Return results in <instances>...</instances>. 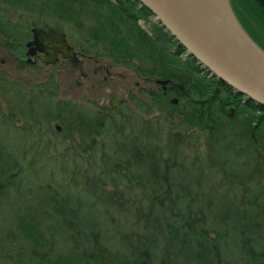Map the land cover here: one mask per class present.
I'll return each mask as SVG.
<instances>
[{
  "label": "rangeland",
  "instance_id": "rangeland-1",
  "mask_svg": "<svg viewBox=\"0 0 264 264\" xmlns=\"http://www.w3.org/2000/svg\"><path fill=\"white\" fill-rule=\"evenodd\" d=\"M229 2L245 31L249 29L264 40V15L253 0ZM107 16L113 15L107 12ZM87 17L82 25L90 28L100 16ZM0 18L12 21L14 32L26 33L34 26L60 28L77 50L92 51L87 38H83L87 36V30L54 17L0 4ZM122 25L121 35L130 43V55H142L144 51L131 29L127 23ZM99 48H93L94 54L106 52ZM120 56H125L126 62L118 65L120 77L112 88L113 95L123 99L124 105L106 115L90 101L95 100V96L77 87L74 75L67 80L63 63L41 67L36 74L38 84L32 81L31 75L22 77L25 79L26 102L23 104L17 90L21 88L20 75L12 72L13 66H6L0 75V149L5 151L7 158L0 171L9 174L0 177V182L4 181V189L0 191L1 254L14 255L19 250H26L25 244L17 240L8 245L7 234L29 208L35 207L39 199L46 196L48 188L56 189L63 197L70 196L74 202L81 200L85 207L94 205L92 211L99 222L102 241L115 249L128 233L149 234L156 226L164 227L173 221L177 215L173 208L176 195L181 197L179 211L186 215L189 208L193 212L202 206L213 208V202L221 205L234 195L241 201L243 213L253 209L248 200L252 194L264 200V148L257 143L254 130L246 126L247 115L241 117L239 114L236 124L232 125L233 139L227 140L219 133V128L229 129L231 125L218 113L217 118L203 123V128L190 124L189 116L198 111H189L197 104L181 103L165 114L158 110V100L152 102L139 93V99L129 101L128 90L139 79L131 76L128 55ZM152 59H155L153 55ZM168 61L172 70L183 74L178 67L182 63L180 60L167 57ZM52 78L56 79L55 85L51 84ZM3 81L7 86L1 85ZM151 85L156 89L153 82ZM32 94H35L34 100ZM193 98L198 97L192 95L186 102L195 103ZM70 103V112H64V107ZM130 140L142 146L145 143L149 150L159 149L162 161L172 165L167 177L171 181L170 200L161 201L165 196L163 192L159 193L160 200L155 199L146 169L136 168L130 154L122 148L123 143ZM168 186L161 184L165 189ZM257 212L263 215L260 221L264 230V208H257ZM212 213L207 223L216 219L218 212ZM59 236L52 260L73 247L63 234ZM230 258L231 264H237L233 253Z\"/></svg>",
  "mask_w": 264,
  "mask_h": 264
},
{
  "label": "trees",
  "instance_id": "trees-1",
  "mask_svg": "<svg viewBox=\"0 0 264 264\" xmlns=\"http://www.w3.org/2000/svg\"><path fill=\"white\" fill-rule=\"evenodd\" d=\"M253 2L264 15V0ZM0 4L22 12L54 17L78 29L83 28L88 31L83 38H87L90 48L110 46L117 48L119 54L129 55L130 43L121 35L122 24L126 23L139 46L160 45L152 40L153 36L150 37L149 33L152 31L145 32L139 25L141 20H147L153 14L138 0H0ZM104 11L111 12L113 16H107ZM91 15L102 19L98 17L95 25L86 28L82 21ZM11 22L0 18V31L7 32L9 40L15 38L14 34L17 32H14ZM247 32L264 50V40L249 29ZM167 34L164 45L172 48L170 41H176L180 45L169 32ZM149 38L151 45L147 42ZM164 55L166 59L172 57L170 53ZM180 63L178 67L183 74L172 70L168 61L169 67L162 73L158 72L157 76L180 82L185 93L198 97L193 99L201 104L193 106L192 111H189H198V114L189 116L190 124L202 127L203 123L207 124L212 118H217L216 113L224 121L226 112L237 107L239 114L247 115L246 126L252 130L255 128L256 133L253 131V134H256V141L264 148V107L253 101L243 105L241 99L238 104L232 102L234 98L245 96L235 93L217 78L208 79L209 72L201 74L202 71L194 68L188 60H180ZM166 107L168 111L173 109L170 104ZM233 131L232 125L229 129L219 128V133L227 140L233 139ZM142 144L143 146L130 140L123 143L122 148L130 154L136 168L146 169L153 196L158 201L159 193L163 192L165 196L161 201L165 203L171 199V181L167 177L172 165L162 161L159 149L149 150L145 143ZM6 159L5 151L0 149V169L4 168ZM3 175L7 177L9 174L2 170L0 177ZM3 183L4 181L0 182V191L4 189ZM163 183L169 186L162 188ZM45 195L35 207L29 208L27 214L7 234L8 245H13L17 240L20 244H25L26 250H19L14 255L5 254L6 256L0 253V264H231L230 253L237 257V264H264V230L260 221L263 215L257 212V208H264V200L256 194L248 198L251 206L257 205L249 213H243L241 201L234 195L224 204L213 202V208L202 206L197 212L189 208L187 215L179 211L181 197L176 195L173 208H176L177 215L173 221L167 222L164 227L156 226L149 234L128 233L117 249L108 247L102 241L99 222L92 211L94 205L85 207L81 200L74 202L70 196L63 197L56 189L48 188ZM213 211L218 212L217 217L212 223H207L208 216L213 215ZM60 233L73 247L58 259L52 260L55 241Z\"/></svg>",
  "mask_w": 264,
  "mask_h": 264
},
{
  "label": "flooded vegetation",
  "instance_id": "flooded-vegetation-1",
  "mask_svg": "<svg viewBox=\"0 0 264 264\" xmlns=\"http://www.w3.org/2000/svg\"><path fill=\"white\" fill-rule=\"evenodd\" d=\"M145 20H141L143 23H139V25L145 32L152 31L149 33L150 37L153 36L152 40L156 43H159L160 45L158 46L157 44L152 46L151 40L149 38L147 42L151 45V47L139 46L144 51L142 55L138 56L136 53L130 55L129 51L128 69L131 68V76L133 78H138L139 81L134 82V85L128 90V100L132 101L136 98L139 99L137 97L138 93L143 97H147L152 102L153 100H158V104L156 106L159 108L158 110H160V112L165 114L167 113V104H170L173 107L181 106V103L184 105L198 104L199 101H196L195 103L193 101H189V103L186 102V100L190 99L192 96L185 93L186 90L180 82H175L171 79H164L161 75L157 76V74L158 72L162 73L166 70L167 62L164 55L165 53H170L173 58L180 59L181 61L188 60L189 64L193 65L194 68H199L198 71L201 70V74L203 75H206L209 71L203 67L200 68V64L197 61L195 62V59L192 58V56L187 55L186 49L184 47L182 48L181 45L176 44V41H170L172 48H169L163 44V42L168 38V32L167 30L163 29L161 24L155 20L154 15L147 17V20ZM34 28H41L46 32L49 29L57 30L51 27L34 26L29 28L26 33L17 31L14 34L16 37L11 40L8 39L10 35L7 32L3 33L0 31V42L2 43V49L0 50V75L3 74L5 67L8 65L10 67L13 66V69L11 68L12 72L16 71V74L20 75L19 80L21 81L19 82V85L21 88L18 87L19 89L17 88V90L20 92L19 101H21L22 104L26 103L24 100L25 93L23 92V83L25 79L22 77L24 75H31L32 79H34L32 81L38 84L36 74L41 67H55L56 65L63 63L65 65L64 75L68 77V79H66L69 81L72 75H74V80H76L75 84L77 87L79 89H84V91L90 92L92 96L96 97L95 100L93 99L90 101L95 102V105H97L100 112L106 115L118 110L124 105L123 99L121 100L118 96L113 95L114 90L112 88L120 77V67L118 65L123 64L121 62H126L124 59L125 56H120L117 48L106 46L104 49V46H101V48H98H103L106 51L101 55L94 54L95 51L93 48H89L92 49V51L90 53H86L81 51L82 49L77 50V48L71 44L67 35L64 33L66 35L67 42L72 47L73 52H75L77 56V60L75 61L72 58H64L62 55H59V60L55 65H46L41 59L45 56V54L39 51L35 52V54H31V51L35 48V45L31 47L28 46L29 43H32L35 40L33 33ZM57 31L62 32L60 30ZM161 34H163V36H161ZM182 51H185V53H182ZM152 55L155 58L154 61H152ZM162 63H165V66H162ZM213 78L214 77L211 76V74L208 76V79L210 80ZM50 80L52 82L51 84L55 85L56 79L52 78ZM165 80H169L170 82L166 85L159 84L160 81ZM152 82L156 85V89L152 87ZM1 85L7 86L4 81ZM34 95L35 94H32L33 100ZM240 99L242 100L241 104L243 105L251 103L246 97L234 98L232 102L238 104ZM68 106L66 105L64 107V112H70L69 109L71 108V103ZM241 115L242 114H240V116ZM238 116L239 108L232 107L229 109L228 115L224 120L229 122L230 125H235ZM58 129L60 132V127H58ZM253 130L255 132V128ZM255 206L257 205H253L251 208Z\"/></svg>",
  "mask_w": 264,
  "mask_h": 264
},
{
  "label": "water",
  "instance_id": "water-1",
  "mask_svg": "<svg viewBox=\"0 0 264 264\" xmlns=\"http://www.w3.org/2000/svg\"><path fill=\"white\" fill-rule=\"evenodd\" d=\"M211 76L264 107V50L245 31L229 0H138ZM31 54L55 65L59 55L77 60L66 35L34 28ZM170 81H160L166 85Z\"/></svg>",
  "mask_w": 264,
  "mask_h": 264
}]
</instances>
